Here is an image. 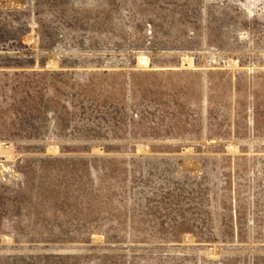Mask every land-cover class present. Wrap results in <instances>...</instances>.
I'll list each match as a JSON object with an SVG mask.
<instances>
[{
    "label": "rangeland",
    "instance_id": "374dc122",
    "mask_svg": "<svg viewBox=\"0 0 264 264\" xmlns=\"http://www.w3.org/2000/svg\"><path fill=\"white\" fill-rule=\"evenodd\" d=\"M0 264H264V0H0Z\"/></svg>",
    "mask_w": 264,
    "mask_h": 264
},
{
    "label": "bare ground",
    "instance_id": "6f19581e",
    "mask_svg": "<svg viewBox=\"0 0 264 264\" xmlns=\"http://www.w3.org/2000/svg\"><path fill=\"white\" fill-rule=\"evenodd\" d=\"M259 2V1H258ZM159 162V161H158ZM165 164V163H164ZM160 167V166H159ZM161 168V167H160ZM159 170V169H158ZM161 170V169H160ZM170 170V169H169ZM260 172V171H259ZM164 176V175H163ZM261 176V175H260ZM163 183V182H162Z\"/></svg>",
    "mask_w": 264,
    "mask_h": 264
}]
</instances>
